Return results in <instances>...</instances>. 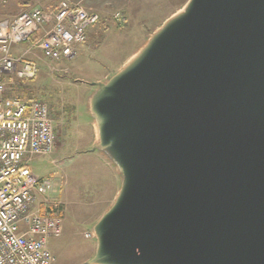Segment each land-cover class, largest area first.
<instances>
[{"label":"water","instance_id":"water-1","mask_svg":"<svg viewBox=\"0 0 264 264\" xmlns=\"http://www.w3.org/2000/svg\"><path fill=\"white\" fill-rule=\"evenodd\" d=\"M119 74L93 103L128 182L88 264H264V0H193Z\"/></svg>","mask_w":264,"mask_h":264},{"label":"rangeland","instance_id":"rangeland-1","mask_svg":"<svg viewBox=\"0 0 264 264\" xmlns=\"http://www.w3.org/2000/svg\"><path fill=\"white\" fill-rule=\"evenodd\" d=\"M41 1L0 0V18L41 7L49 14L40 27L43 34L52 27V14L62 0H49L52 2L46 7ZM64 1L97 12L99 21L88 28L87 38L76 45L71 57L46 58L35 44L40 32L15 43L11 53L33 59L38 70L29 80H14L7 88L25 101L48 104L54 120L56 147L30 163L37 184L47 180L51 185L44 192L36 189L35 205L61 220L60 234L47 239L46 246L54 257L51 264H88L98 246L95 227L115 202L126 178L114 152L98 138L94 97L100 83L113 81L155 31L189 0ZM114 13L122 18L113 17Z\"/></svg>","mask_w":264,"mask_h":264},{"label":"built area","instance_id":"built-area-1","mask_svg":"<svg viewBox=\"0 0 264 264\" xmlns=\"http://www.w3.org/2000/svg\"><path fill=\"white\" fill-rule=\"evenodd\" d=\"M113 17L122 18L119 13ZM51 18L53 25L43 34L40 27L49 14L41 7L0 20V264H51L54 257L47 239L61 232L60 217L35 205L36 189L47 191L50 182L37 184L30 168L36 156L56 147L54 120L45 102L25 101L8 92V84L29 80L38 70L33 59L12 56L11 44L40 32L35 44L46 58L71 57L100 16L62 0Z\"/></svg>","mask_w":264,"mask_h":264},{"label":"bare ground","instance_id":"bare-ground-1","mask_svg":"<svg viewBox=\"0 0 264 264\" xmlns=\"http://www.w3.org/2000/svg\"><path fill=\"white\" fill-rule=\"evenodd\" d=\"M192 2L193 0H189L185 6L180 10L178 11L177 13H175L170 19H168L165 24H163L160 28H158L156 31H155V34L152 35V37L150 38L149 42L143 47L140 49V51L135 54L131 59H129L125 65L123 66V69L121 70L120 74L119 75H122L124 72L128 71L129 69H131L135 64H137L141 59L142 57L148 53V51L157 43V41L163 37L169 30H171L176 24L179 23V21L187 14V12L189 11L191 5H192ZM122 73V74H121ZM106 85V84H105ZM105 88L103 87V85H101V88L98 92H101V91H104ZM95 115V123H96V127H97V134H98V138H100V140H103V132H104V124H103V120L102 118L100 117V115H98V113L95 111L94 113ZM95 128V127H94ZM121 164L119 163L118 164V168L119 170L121 171H124V173L126 172L124 170V168L122 167V165L120 166ZM128 182V179H127V175H126V178H124L123 182H122V187H121V191L119 193V195L117 196L116 199H118V197L120 196L121 192L123 191V189L125 188L126 184ZM116 201V200H115ZM115 203V202H114ZM113 203V204H114ZM113 206V205H112ZM111 206V207H112ZM110 207V208H111ZM105 215V214H104ZM103 215V216H104ZM102 216V217H103ZM99 223V222H98ZM97 226L98 224L96 225L95 227V233L97 234L98 236V230H97ZM98 248V246H97ZM97 250V249H96Z\"/></svg>","mask_w":264,"mask_h":264},{"label":"crops","instance_id":"crops-1","mask_svg":"<svg viewBox=\"0 0 264 264\" xmlns=\"http://www.w3.org/2000/svg\"><path fill=\"white\" fill-rule=\"evenodd\" d=\"M52 1H53V0H52ZM52 1H51V2H52ZM51 2H49V0H42V1H41V4H44V3H45V7H46V6H47V3L51 4ZM26 3H27L26 5H29L30 2L26 1ZM30 5H31V4H30ZM43 7H44V6H43ZM7 18H10V17H6V16H4V17H1L0 20L7 19ZM14 47H16V46H15V45L12 46V47H11V50H12ZM11 55H12V56H17L18 54H17L16 52H14V53L12 52Z\"/></svg>","mask_w":264,"mask_h":264},{"label":"trees","instance_id":"trees-1","mask_svg":"<svg viewBox=\"0 0 264 264\" xmlns=\"http://www.w3.org/2000/svg\"><path fill=\"white\" fill-rule=\"evenodd\" d=\"M34 36H37L36 33H35V35H33V36H31V37L33 38ZM10 93L13 94V92H10ZM43 211H44V210H43ZM44 212H48V213H50V214H53L52 211H44Z\"/></svg>","mask_w":264,"mask_h":264}]
</instances>
